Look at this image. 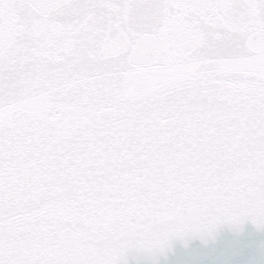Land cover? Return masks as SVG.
Returning a JSON list of instances; mask_svg holds the SVG:
<instances>
[{"label":"snow or ice","instance_id":"6c2138e0","mask_svg":"<svg viewBox=\"0 0 264 264\" xmlns=\"http://www.w3.org/2000/svg\"><path fill=\"white\" fill-rule=\"evenodd\" d=\"M0 264H264V0H0Z\"/></svg>","mask_w":264,"mask_h":264}]
</instances>
